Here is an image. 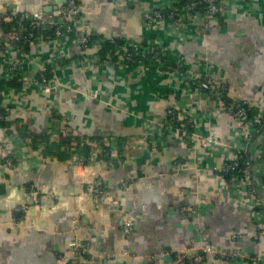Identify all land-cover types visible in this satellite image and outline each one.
Segmentation results:
<instances>
[{
  "label": "crops",
  "instance_id": "1",
  "mask_svg": "<svg viewBox=\"0 0 264 264\" xmlns=\"http://www.w3.org/2000/svg\"><path fill=\"white\" fill-rule=\"evenodd\" d=\"M67 1L0 0V7L55 16ZM77 1L81 24L93 35L91 51L82 52L68 37L31 44L23 74L49 69L50 89L19 79L21 88L3 92L8 128L0 127V264H66L62 258L80 263L69 247L74 240L89 242L95 260L119 256L110 264H181L180 251L206 245L239 249L243 258L227 263L208 254L201 264H264V238L255 239L264 209L220 171L239 145L236 122L223 104L247 101L251 116L264 110V0H222L224 11L205 25L204 37L168 22L147 24L145 14L172 7V0ZM2 35L9 36L1 27ZM110 38L156 42L167 69L89 65L93 54L95 61L101 58L100 42ZM13 55L12 46L0 53V80L9 81L5 65ZM206 71L226 84L224 98L198 102L187 90L189 75ZM171 107L194 123L160 135ZM19 128L111 138L120 144L119 156L105 147L93 167L75 169L70 156L63 161L34 149ZM208 134L232 148L203 147L199 135ZM248 152L254 160L251 185L264 202V126ZM8 159L15 160L14 168L5 166ZM93 173L103 179L99 202L89 187ZM184 206L193 218L180 214ZM126 219L134 223L130 235L123 232ZM160 251L171 255L154 257ZM255 256L262 260L252 261Z\"/></svg>",
  "mask_w": 264,
  "mask_h": 264
},
{
  "label": "built area",
  "instance_id": "2",
  "mask_svg": "<svg viewBox=\"0 0 264 264\" xmlns=\"http://www.w3.org/2000/svg\"><path fill=\"white\" fill-rule=\"evenodd\" d=\"M132 1V0H131ZM180 4L182 0L175 1ZM173 3V0H172ZM205 10L203 12L197 11L198 3L190 0L186 1L181 7H170L166 9H155L145 14L146 22L149 26L155 25L158 22H168L171 25L182 28H187L196 36H206V24L215 20L224 11L222 0H203ZM162 10H170V14L166 15ZM83 10L77 0H68L65 5H62L55 12V16L47 14L45 12H21L12 13L4 7H0V28L2 24L13 25L12 34L10 37L0 36V53H4L8 46H12L15 55L10 57L6 62V75L10 79H20L26 85L39 84L50 89L51 80L48 78L47 69L41 71L38 76H29L23 74V68L29 61L27 54L21 48V44H34L43 41H58L63 38H71L77 43L79 49L82 52H90L92 49V42L89 31L81 24ZM48 30L54 28V34L52 36H45L46 34H39L35 32L36 29ZM110 41L114 44L115 49L113 56H107L104 60H97L90 57L87 62L89 65L97 63L103 67H122L125 65L134 66L135 58L139 57L142 60H149V58L158 64V67L162 70H166L162 57L164 54L161 48L156 42L150 44H140L134 42H125L119 45L115 38H110ZM157 45L158 47H154ZM147 46V50L144 47ZM145 51V52H144ZM149 54V55H148ZM145 66L141 62L140 65ZM189 90L197 101H202L203 98L211 99L224 98L227 95L228 87L225 83L216 80L208 74V72L199 74H190L187 78ZM223 111L230 118L234 119L237 125V139L239 145L233 152L231 159L220 170L221 173L232 172L236 175H232L229 180V184L234 185L244 190L247 194L249 202L255 205L261 210L264 209V202L260 199L257 190L251 185L252 165L248 156V145L254 138L256 132L264 126V110L261 115L251 116L250 108L247 101H239L236 103L223 104ZM6 103L3 96V92H0V122L6 120ZM216 113L209 114L208 118L211 123L212 117L214 118ZM194 118L190 115L183 116L177 107H171L167 111V118L162 126L160 135L173 132L175 130H185L194 123ZM198 141L205 148H222L223 150L231 149V146L226 145L220 139H217L213 134L205 136L199 135ZM85 143L91 147V152L87 158H74V168L81 166L93 167L98 161V156L104 153L105 147L113 149L115 156L118 155V144L114 139L104 138L98 141H88ZM5 166L8 168H14L16 166L14 159H8L5 162ZM93 178L90 180L89 187L93 192L95 202H99L104 195L103 179L99 173H93ZM123 187L127 186V183H122ZM180 214L187 219L194 217V213L188 207H181ZM254 215V213H253ZM133 220L126 219L123 221V232L126 235H130L133 231ZM264 238V222L257 225L255 239L260 240ZM70 249L73 253L82 259L80 263H68V264H110L112 261L119 259V256H107L95 260L91 255V244L89 242H79L74 240L69 243ZM208 254H215L217 257L223 259L227 263H231L236 258H243L241 250L236 249L231 252L223 250L217 251L211 245H206L199 251L195 248H187L180 251L176 256L177 260L181 264H201L204 262L205 256ZM169 251H160L154 257H168ZM63 262L67 264L65 258H62ZM262 258L255 256L252 261L260 262Z\"/></svg>",
  "mask_w": 264,
  "mask_h": 264
},
{
  "label": "trees",
  "instance_id": "3",
  "mask_svg": "<svg viewBox=\"0 0 264 264\" xmlns=\"http://www.w3.org/2000/svg\"><path fill=\"white\" fill-rule=\"evenodd\" d=\"M175 1L177 0H173V6L181 7V5H184L186 1H190V0H182L180 4H177ZM193 1H196L198 3L197 9H196L197 11L203 12L206 9L203 3V0H193ZM162 11L166 15L170 14V10H162ZM12 27H13L12 24L11 25L2 24L3 30L8 35L12 34L11 32ZM35 32L37 33V35L46 34L45 36H52L54 34L53 33L54 28H50L44 31L37 28ZM7 37H10V36H7ZM90 38H91V42L93 43V35H90ZM115 40L119 45L126 42L124 39H119V38H115ZM100 43H101V46H100L101 58L100 59L104 60L107 56H113L115 46L110 41V39H104ZM29 45H30L29 43L28 44L24 43V44H21L20 46L25 52L26 49L29 47ZM154 47H158V46L155 45ZM144 50H147L148 52L147 46L144 47ZM141 60H142L141 58L136 57L134 66L140 65L141 62L144 63L145 66H149V65L158 66V64L155 61L151 60L150 58L149 60H145V61H141ZM162 63L164 67L166 68L167 62L165 60V57H162ZM47 72H48V78L50 79L51 75L49 73V69ZM22 84L23 83H21L18 78L10 79L9 81L0 80V92L2 93L6 89L21 88ZM227 101L228 103H231L228 99ZM0 127L8 128L6 124V120L0 122ZM18 131L21 135V138L30 137L32 140L31 141L32 147L34 149H38L39 151H41L44 156H51L58 160L64 161V159H67V157L69 156L72 157V159L87 158L86 156H88L91 152V147L85 143V140H87L86 138L81 139V137L79 138L78 136L67 135V133H63V132H58L57 134H53V135L51 134L37 135V134H28L27 130L24 128H19ZM103 139H104L103 137H90L88 141H96V140H103ZM75 140L79 142L76 147L72 146V143L76 142ZM118 146L120 148V144ZM248 156H249V152H248ZM232 175H236V173H232L230 171L223 173V176L228 181L230 180Z\"/></svg>",
  "mask_w": 264,
  "mask_h": 264
},
{
  "label": "water",
  "instance_id": "4",
  "mask_svg": "<svg viewBox=\"0 0 264 264\" xmlns=\"http://www.w3.org/2000/svg\"><path fill=\"white\" fill-rule=\"evenodd\" d=\"M64 5V4H63ZM62 6V5H61ZM58 8H59V6H57L54 10L55 11H57L58 10ZM47 12V14H49V13H51V11H45V13ZM251 165H252V171H253V169H254V160L252 159L251 160ZM0 188H3V185H0Z\"/></svg>",
  "mask_w": 264,
  "mask_h": 264
}]
</instances>
